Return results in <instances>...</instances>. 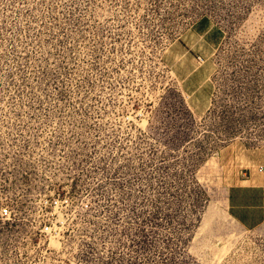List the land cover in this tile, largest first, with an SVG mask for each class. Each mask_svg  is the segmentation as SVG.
I'll return each instance as SVG.
<instances>
[{"label": "rangeland", "instance_id": "374dc122", "mask_svg": "<svg viewBox=\"0 0 264 264\" xmlns=\"http://www.w3.org/2000/svg\"><path fill=\"white\" fill-rule=\"evenodd\" d=\"M263 149L264 0H0V264H264Z\"/></svg>", "mask_w": 264, "mask_h": 264}, {"label": "crops", "instance_id": "0c3cea01", "mask_svg": "<svg viewBox=\"0 0 264 264\" xmlns=\"http://www.w3.org/2000/svg\"><path fill=\"white\" fill-rule=\"evenodd\" d=\"M211 31L195 32V35L204 41L205 49L201 48L194 56L193 61L198 68H195L188 78L182 80L183 90L190 98H193L204 86L192 90L188 88L189 83L195 80V74L199 72L198 69L205 71L210 67V58L220 45L218 40L212 39ZM198 58L202 59L204 63H197ZM211 76L210 72L207 73L203 84L208 85ZM260 154L246 167V170L240 172L238 183L229 188L227 195V209L230 216L249 231L264 226V170H261L264 167V149L260 151Z\"/></svg>", "mask_w": 264, "mask_h": 264}, {"label": "built area", "instance_id": "2783aa9c", "mask_svg": "<svg viewBox=\"0 0 264 264\" xmlns=\"http://www.w3.org/2000/svg\"><path fill=\"white\" fill-rule=\"evenodd\" d=\"M198 62H199L200 64L204 63V61H203L202 59H200V58L198 59ZM261 170H264V167H262ZM44 231H48V227H47V226L44 227Z\"/></svg>", "mask_w": 264, "mask_h": 264}]
</instances>
